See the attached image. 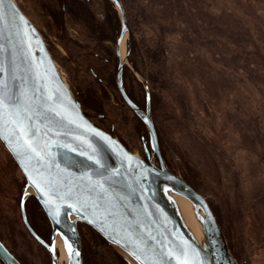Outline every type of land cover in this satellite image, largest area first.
I'll return each instance as SVG.
<instances>
[{
	"label": "rangeland",
	"instance_id": "1",
	"mask_svg": "<svg viewBox=\"0 0 264 264\" xmlns=\"http://www.w3.org/2000/svg\"><path fill=\"white\" fill-rule=\"evenodd\" d=\"M15 1L43 35L74 96L75 83L81 87L94 83L86 66L98 53L94 46L98 41L85 25L62 6L60 10L56 0ZM82 2L98 23L111 25L105 30L110 39L104 43L116 54L120 24L115 5L110 0ZM163 3L173 5V11ZM180 4L182 11L176 8ZM123 8L129 32L120 45L121 56L127 57L122 74L140 107L145 104V89L150 82L155 85L150 112L166 163L206 198L237 264H264V61L259 58L264 54V0H123ZM142 9L148 13L146 20ZM52 13L63 16L65 33L54 28ZM129 27L137 42L134 51L128 43ZM117 62L118 56L100 66L106 76L98 86L105 94L93 101L100 100L102 110L91 109L80 97L95 124L143 157L145 149L151 150L148 129L116 87ZM24 186L22 172L0 141V210L9 225L0 224V235L26 264H50L47 249L31 236L13 208L21 206ZM34 199L29 194L23 201L32 224ZM38 206L35 210L44 213ZM44 216L49 234L37 235L49 242L51 227ZM77 229L97 261L130 264L89 225L78 223Z\"/></svg>",
	"mask_w": 264,
	"mask_h": 264
},
{
	"label": "water",
	"instance_id": "2",
	"mask_svg": "<svg viewBox=\"0 0 264 264\" xmlns=\"http://www.w3.org/2000/svg\"><path fill=\"white\" fill-rule=\"evenodd\" d=\"M110 1L120 24L115 84L123 102L147 127L159 166L130 151L85 115L39 29L15 0H2L0 141L25 178L23 221L47 249L50 264H57L56 237L62 242L65 264H83L78 223L92 227L130 264H237L206 198L165 163L148 88L140 107L123 87L127 57L121 56L120 45L129 31L121 1ZM29 194L50 223L49 242L26 221L23 201ZM177 196L191 203L207 229L208 245L198 241L179 216ZM0 264H21L1 240Z\"/></svg>",
	"mask_w": 264,
	"mask_h": 264
},
{
	"label": "trees",
	"instance_id": "3",
	"mask_svg": "<svg viewBox=\"0 0 264 264\" xmlns=\"http://www.w3.org/2000/svg\"><path fill=\"white\" fill-rule=\"evenodd\" d=\"M120 1L122 3V6H123V0H120ZM56 2L58 3V7L60 8V10H61V6H62L64 8V11L66 12V14L70 15L74 20L82 22L83 25H85V27L88 29L91 36H94L96 38L95 40L98 41L94 45L97 48L98 53H96L95 57L92 58V61L88 62L87 66H86V67H89L86 69L89 73H91V76H93V79L95 81H94V83H91L90 85H87L85 87H81L78 83H75V85H76L75 88H77V89H75V95H76V99L79 101V103L81 105L83 112L86 115H87V112L85 109V104L82 101L81 97L86 101V104L89 107L91 106V109L97 110V111L102 110L103 107H102V103L100 102V100H98V101L94 100L93 101V98L98 99V97H100L98 94H100V93L105 94V92H103V88L98 86V82H99L98 80L99 79L103 80L104 77L106 76L105 71L102 70L103 68H100V66H102L104 64V60L108 61L111 58L112 61L113 60L116 61V58H117L116 54L114 52H111L110 45L104 43L105 42L104 40L110 39V37H109L110 35H108V33L105 30L108 29V26L110 28L111 25L110 24L105 25L104 23H98L96 21L94 15H93V13L90 11V9H88V7L85 5V3L82 2V0H56ZM162 6L168 7L170 9H172V11H173V8H172V7H174L173 5L168 6V5L163 3ZM176 8H179L182 11L181 4L178 5ZM188 9H189V7H188ZM53 14H55L54 17L52 16L54 28L56 29V31L58 33L60 31L65 33L66 24H65V21L63 19V16L61 15V13L60 14L59 13H52V15ZM147 15H148V13L146 12V10L142 9L141 16L144 20L147 19ZM116 25H117V23H116ZM105 27H107V28H105ZM129 28L131 31V38H130L128 43H129L130 51H134L137 47V42L135 41V37H134V33L132 31V28L131 27H129ZM112 32H113V26H112ZM68 42H70V39L68 40ZM160 45H157L156 47L158 48ZM66 48H67V44H66ZM152 48H154V46L149 47V54L151 56H154L153 54H155V53L153 51L154 49H152ZM259 58H260V61H264V54L262 56L260 54ZM259 58H258V60H259ZM134 66H136V65H134ZM135 68H136V70H138V67H135ZM139 72L141 73L142 71H139ZM155 72H156V70L151 71V73H155ZM163 77H164V75H162V74L159 75V79L162 81H163ZM153 79H154V77H153ZM122 81H123V87H124L127 95L132 99V97L130 96V93L126 87L125 77L123 74H122ZM150 84H149L150 102H152V101L154 102L155 98H153V97L155 96L156 93L154 92V90L151 87L154 88L155 85L153 82H150ZM111 85L114 87L113 82ZM97 86H98V88H97ZM13 165H15L14 162H13ZM184 179L187 180L186 178H184ZM189 184H191V183L189 182ZM191 186H192V184H191ZM34 202L36 205L34 203H32L30 205V207H31L32 212H33V218L35 219V224H37V225H35L34 223L32 224L31 221L29 223H30V226L36 231V233L40 232L39 230H37V228L38 227L41 228L43 233H37V234H39L43 238H46V235L49 234V230H50L49 224L45 220V216H44V213L42 212V210L40 209L41 210L40 212H39V209H38V212L35 210V206H37L38 208H39V206H38V203L35 199H34ZM7 218H8V216L3 214V211H1L0 212V224L3 228H5L4 226H9L8 223L6 222ZM216 219H217V222L219 223L217 217H216ZM9 220H11V219L9 218ZM14 225H15V227L18 226L16 223ZM9 233H11L13 239L16 240V236L13 234V229H11L9 231ZM15 233H18V231L16 230ZM86 244L87 243H85L81 239L83 264H106L103 260L97 261L95 258V252L91 251V249H90L91 246L86 245ZM8 249L12 254H14V256L19 260V262L21 264H26L23 261V259L17 253L14 252L13 249H11L10 247H8ZM232 254H233V252H232ZM233 256H234V254H233Z\"/></svg>",
	"mask_w": 264,
	"mask_h": 264
},
{
	"label": "bare ground",
	"instance_id": "4",
	"mask_svg": "<svg viewBox=\"0 0 264 264\" xmlns=\"http://www.w3.org/2000/svg\"><path fill=\"white\" fill-rule=\"evenodd\" d=\"M30 190L32 191L31 188ZM174 200L177 204L176 210L179 216L187 224L188 228L191 230L193 235H195L198 241L205 243V245H208L209 240L207 229L204 224L195 217L191 203L186 198H183L181 196L174 197ZM54 247L57 253V264H65V252L63 249L62 242L58 237L55 238Z\"/></svg>",
	"mask_w": 264,
	"mask_h": 264
},
{
	"label": "flooded vegetation",
	"instance_id": "5",
	"mask_svg": "<svg viewBox=\"0 0 264 264\" xmlns=\"http://www.w3.org/2000/svg\"><path fill=\"white\" fill-rule=\"evenodd\" d=\"M62 9H64L63 7H62ZM105 130H107V129H105ZM107 131H109V130H107ZM110 132V131H109ZM157 135V134H156ZM116 136V135H115ZM119 140L126 146V144L119 138ZM157 140H158V137H157ZM158 144H159V140H158ZM127 147V146H126ZM159 149H160V152H161V154H162V156H163V159H164V161H165V163H166V159H165V157H164V155H163V153H162V151H161V148H160V144H159ZM152 155V156H151ZM145 161H147V162H152L154 165H157V166H159V159H158V157L156 156V154L155 153H151V150H149V153H147L146 152V150H145V156H143L142 157ZM167 164V166H168V168L170 169V167H169V165H168V163H166ZM171 170V169H170ZM14 208V210L16 209L17 211V213H18V215L20 216V218H21V221H22V223L25 225V223H24V221H23V218H22V213H21V207L18 205H16V207H13ZM25 209L26 208H24V212H25ZM28 212V211H27ZM27 212H25V217H26V220H27V223L29 224V226H30V219H28L27 217H28V215L26 216V214H27ZM5 215H7V214H5ZM15 216V215H14ZM16 217V216H15ZM25 227H26V225H25ZM31 227V226H30ZM32 228V227H31ZM26 229H27V227H26ZM33 229V228H32ZM28 230V229H27ZM29 231V230H28ZM33 231L36 233V231L33 229ZM30 233V232H29ZM31 234V233H30ZM37 234V233H36ZM31 236L33 237V235L31 234ZM0 240H1V242L8 248V247H10L9 246V244H8V242L0 235ZM9 250V249H8ZM14 255V254H13Z\"/></svg>",
	"mask_w": 264,
	"mask_h": 264
},
{
	"label": "snow or ice",
	"instance_id": "6",
	"mask_svg": "<svg viewBox=\"0 0 264 264\" xmlns=\"http://www.w3.org/2000/svg\"><path fill=\"white\" fill-rule=\"evenodd\" d=\"M0 3H2V0H0ZM37 187H39V185H37ZM46 203H50V201H46ZM69 253H70V255H72L71 247L70 246H69Z\"/></svg>",
	"mask_w": 264,
	"mask_h": 264
}]
</instances>
